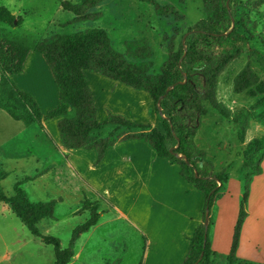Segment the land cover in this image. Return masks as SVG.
I'll return each instance as SVG.
<instances>
[{
    "label": "trees",
    "instance_id": "16d2710c",
    "mask_svg": "<svg viewBox=\"0 0 264 264\" xmlns=\"http://www.w3.org/2000/svg\"><path fill=\"white\" fill-rule=\"evenodd\" d=\"M102 1L80 0L78 4L65 1L61 7L74 16V22H84L91 19L89 11ZM139 1L154 5L159 16L173 17V23L168 26L172 36L165 33L161 36L167 53L159 73L153 72L151 51L146 41L130 44L122 53L103 29L54 35L40 42L29 36L0 30V110L25 128L55 120L63 148L67 151H94V165L103 160L108 149L128 140L144 142L158 157L177 165L180 176L204 197L201 222L189 238L182 264H212L215 253L211 249L210 232L214 225L216 202L223 196L230 176H235L241 184V199L226 262L252 264L237 259L236 250L247 215L250 185L253 178L262 172L264 137L254 138L242 148V164L236 172L231 171L228 162L220 168L222 161L218 162L213 155L214 147H200L197 142V136L207 125L214 126L223 121L236 129L237 140L244 144L248 123L254 117L252 111L231 112L219 101L217 88L227 66L242 55L255 60L264 70V39L261 49L258 48L257 27L251 18V8L238 5L240 0H202L205 17L188 31L175 49L173 42L178 32L176 23L179 15L172 7H160L152 0ZM21 23L20 17L0 6L1 25L15 28ZM30 51L41 55L57 89L58 103L45 114L34 97L19 90L12 81V77L23 72ZM85 72L145 92L153 102L161 129L149 123H134L119 114H110L105 122H99L96 102ZM171 86L173 88L166 93ZM233 91L235 94L245 93L251 98L264 96V83L253 73L249 63L235 76ZM255 109H264V97L255 104ZM258 118L264 123L262 115ZM174 147V153L185 157L189 165L170 153ZM6 177L7 174L0 168V203L10 205L29 233L53 248V264H69L77 240L99 221V202L83 201L81 212H89V218L72 231L67 247L61 249L59 239L42 237L37 229L41 220L54 218L55 201L30 202L21 184L16 185L13 195L7 198L2 189ZM206 215L208 226L205 234ZM259 264H264V261Z\"/></svg>",
    "mask_w": 264,
    "mask_h": 264
},
{
    "label": "rangeland",
    "instance_id": "374dc122",
    "mask_svg": "<svg viewBox=\"0 0 264 264\" xmlns=\"http://www.w3.org/2000/svg\"><path fill=\"white\" fill-rule=\"evenodd\" d=\"M65 1L72 4L80 2V0H0V6H5L22 20L18 27L0 25V30L19 36H29L35 42H40L54 35L71 34L86 29H103L122 53L128 45L146 41L151 51L153 72H160L167 53L162 45L161 36L162 33L172 36L168 27L169 23H173L172 16H159L154 5L144 1L103 0L89 11L91 19L74 22V16L61 7ZM152 1L160 7H172L179 15V21L176 23L178 32L173 42L175 49L188 31L205 17L202 0ZM239 4L251 8V18L257 27L255 31L257 47L261 49L260 45L264 39V0H240ZM247 63L259 77L260 82L264 83V70L255 60L242 55L227 66L219 78L217 88L219 101L231 112L252 111L254 117L248 123L244 144L237 140L236 129L223 121L214 126L207 125L208 127L197 136L200 147L207 149L214 147L213 155H216L218 162L222 161L220 168L228 162L231 171L234 172L242 164V148L250 140L264 137V123L258 118L260 115L264 117V109H255V104L264 96L251 98L245 93L235 94L233 91L234 78ZM44 64L46 71H42L40 66L30 65L27 70L12 78L19 90L34 97L43 114L58 103L56 86L49 68L45 62ZM85 77L94 95L99 122H105L110 114H119L132 121L129 116L139 119L141 112L147 111L146 98L143 96L146 95L145 92H135L92 72H86ZM150 109L151 119L156 123L159 119L153 105ZM209 130H213V134ZM208 134L212 136L209 138ZM66 151L59 141L56 121H43L40 125L25 128L0 110V168L7 174L2 183L4 195L7 198L11 197L14 187L21 184L20 187L30 202L56 203L54 218H45L37 224L39 234L42 237L59 239L61 249H65L72 231L89 218V212H81L83 201L85 199L97 201L98 212L103 215L98 226L82 235L75 243V254L81 256L76 264H144L148 249H152L149 243L155 238V233L149 226L163 224L164 211L161 208L163 203L153 196L155 205L151 204L147 212L139 215L149 226L147 223H141L144 227L142 229L139 227L140 231L131 225L132 218L128 221L120 217L115 219V214H108L111 205L104 194L93 191L92 195L86 187L89 186L86 180L95 187L104 186L101 175L84 167L81 174L74 168ZM69 164L74 166L73 171ZM111 194L114 198L112 201L120 206L128 199L123 194L119 200L117 192L113 189ZM210 233L212 234V228ZM174 236L175 232L165 233L167 240L173 239ZM54 259L53 248L44 245L39 238L33 237L12 212L10 205L0 203V264H53ZM219 264L228 263L220 261Z\"/></svg>",
    "mask_w": 264,
    "mask_h": 264
},
{
    "label": "crops",
    "instance_id": "0c3cea01",
    "mask_svg": "<svg viewBox=\"0 0 264 264\" xmlns=\"http://www.w3.org/2000/svg\"><path fill=\"white\" fill-rule=\"evenodd\" d=\"M30 65L40 66L42 71H46L44 60L35 51L29 52L23 71L27 70ZM143 96L146 98L147 111L141 112L139 119L134 116H129V118L135 123L152 122L153 126L161 129V123L159 121L154 123L151 119L150 108L153 102L147 94ZM53 121L55 120H49V122ZM66 152L69 153V159L75 166L69 164L71 171L74 167L82 174L84 167L90 172H97L101 175L104 186L95 187L86 180L89 184L86 187L92 195H94L93 191L104 194L111 205L108 214H115V219L120 217L128 221L132 218L130 223L138 230L139 227L141 229L144 227L141 223H147L149 226L148 222L139 215L147 212V208L154 204L153 196L159 198L163 203L161 205L164 211L163 224L149 226L155 233V238H152L149 243L152 249H148L144 264L183 263L189 247V238L201 222L204 197L180 176L177 165L170 164L166 158L158 157L148 145L138 140L117 143L107 150L98 165H94L95 154L92 150L79 149ZM261 169L262 172L253 178L250 185L246 206L247 215L240 231L236 250L237 259L252 264L264 261V159L261 162ZM112 189L117 192L119 200L123 194L128 198L122 206L112 201ZM240 199L241 184L235 176H230L223 196L216 202L215 221L211 234V249L215 253L212 264L226 261L230 252ZM102 215L100 214L99 221ZM98 223L94 228L98 226ZM167 231L175 232L176 236L167 240L165 237ZM80 257V254H75L74 250V256L69 264H76Z\"/></svg>",
    "mask_w": 264,
    "mask_h": 264
},
{
    "label": "water",
    "instance_id": "95a60500",
    "mask_svg": "<svg viewBox=\"0 0 264 264\" xmlns=\"http://www.w3.org/2000/svg\"><path fill=\"white\" fill-rule=\"evenodd\" d=\"M172 88H173V86L169 87V88L167 89L166 93H167L169 90H171ZM159 102H160V99H159V101L157 102V108H159ZM175 149H176V147L171 148V149H170V153L173 154L177 159H179V160H181V161H184L187 165H189V162H188V160H187L185 157L180 156V155L174 153ZM195 176L198 177V175H197L196 173H195ZM207 226H208V216L206 215L205 220H204L205 234H206V232H207ZM205 236H206V235H205ZM201 257H202V254L200 255V258H199L198 261H200ZM195 264H197V263H195Z\"/></svg>",
    "mask_w": 264,
    "mask_h": 264
}]
</instances>
